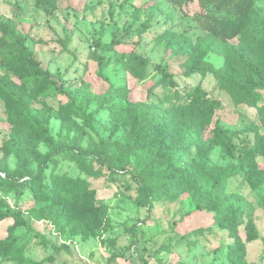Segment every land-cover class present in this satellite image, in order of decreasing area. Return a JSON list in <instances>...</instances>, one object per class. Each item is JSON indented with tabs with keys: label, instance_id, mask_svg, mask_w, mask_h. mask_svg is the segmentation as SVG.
Masks as SVG:
<instances>
[{
	"label": "rangeland",
	"instance_id": "rangeland-1",
	"mask_svg": "<svg viewBox=\"0 0 264 264\" xmlns=\"http://www.w3.org/2000/svg\"><path fill=\"white\" fill-rule=\"evenodd\" d=\"M248 5L209 42L217 79L179 49L210 39L197 0H0L22 41L0 30V264H264V89L247 71L264 78V0Z\"/></svg>",
	"mask_w": 264,
	"mask_h": 264
},
{
	"label": "trees",
	"instance_id": "trees-1",
	"mask_svg": "<svg viewBox=\"0 0 264 264\" xmlns=\"http://www.w3.org/2000/svg\"><path fill=\"white\" fill-rule=\"evenodd\" d=\"M171 4H178L185 0H167ZM200 11L196 13V20L199 23L201 29L208 31L210 39L204 43H201L197 49H194V45L191 42H182L179 49L186 53L188 57L187 70L192 74H197L204 77L206 74H212L216 78L218 77L217 71L213 66L204 60V56L210 46L209 42H217V39L224 38L227 33H232L236 28L247 25L251 15L253 14V7L249 6L250 0H197ZM214 22L219 27L220 37L217 38L212 30L210 23ZM7 29V24H1L0 30L3 31ZM10 33L9 38L14 41L17 45H22V41L19 36H16L12 29H7ZM215 49V47L213 48ZM212 49V50H213ZM27 63L37 72L39 78L44 82L51 84L46 72L40 69L35 62L31 59L27 60ZM248 74L252 79V85L255 88L264 89V78L258 73V71L249 66L247 68ZM169 79L171 76L166 74ZM218 79V78H217ZM203 96H197L193 100V105L196 108L194 117L198 118L200 121L207 122L209 120L210 113H212L213 108L211 104L213 102L209 101L205 97V92H201ZM63 149L61 147H55L50 155H54L57 152H61ZM85 155H91L88 152H83ZM5 175V174H4ZM2 179H5L2 178Z\"/></svg>",
	"mask_w": 264,
	"mask_h": 264
},
{
	"label": "built area",
	"instance_id": "built-area-1",
	"mask_svg": "<svg viewBox=\"0 0 264 264\" xmlns=\"http://www.w3.org/2000/svg\"><path fill=\"white\" fill-rule=\"evenodd\" d=\"M0 177H1V178H4V177H5V175L0 173Z\"/></svg>",
	"mask_w": 264,
	"mask_h": 264
}]
</instances>
